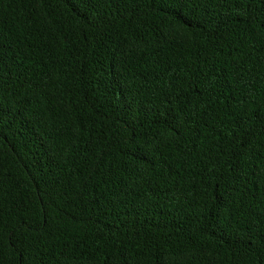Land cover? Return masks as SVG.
I'll use <instances>...</instances> for the list:
<instances>
[{
	"label": "trees",
	"instance_id": "1",
	"mask_svg": "<svg viewBox=\"0 0 264 264\" xmlns=\"http://www.w3.org/2000/svg\"><path fill=\"white\" fill-rule=\"evenodd\" d=\"M0 264H264V0H0Z\"/></svg>",
	"mask_w": 264,
	"mask_h": 264
}]
</instances>
